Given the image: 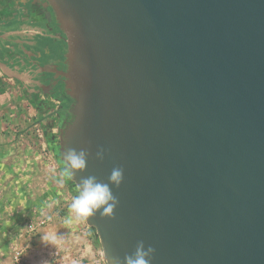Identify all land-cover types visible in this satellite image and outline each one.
Masks as SVG:
<instances>
[{
	"label": "water",
	"instance_id": "water-1",
	"mask_svg": "<svg viewBox=\"0 0 264 264\" xmlns=\"http://www.w3.org/2000/svg\"><path fill=\"white\" fill-rule=\"evenodd\" d=\"M45 2L68 42L60 155L90 153L77 179L124 170L115 218L87 220L105 260L143 241L152 264H264V0Z\"/></svg>",
	"mask_w": 264,
	"mask_h": 264
},
{
	"label": "crops",
	"instance_id": "crops-1",
	"mask_svg": "<svg viewBox=\"0 0 264 264\" xmlns=\"http://www.w3.org/2000/svg\"><path fill=\"white\" fill-rule=\"evenodd\" d=\"M67 49V36L45 3L0 0V151H7L0 152V200L6 212L0 218L8 224L45 208L51 192L76 193L75 184L57 182ZM41 152H54L55 165L43 161ZM67 228L79 264H106L85 221Z\"/></svg>",
	"mask_w": 264,
	"mask_h": 264
},
{
	"label": "clouds",
	"instance_id": "clouds-1",
	"mask_svg": "<svg viewBox=\"0 0 264 264\" xmlns=\"http://www.w3.org/2000/svg\"><path fill=\"white\" fill-rule=\"evenodd\" d=\"M90 153L86 149L65 147L62 156V170L57 181L63 185L67 181L75 183L76 195L73 196L69 205V217L65 224L71 226L74 223L87 221L89 218L99 214L101 217L114 219V213L119 206L118 198L113 194L112 188H119L124 179L122 167H114L107 177V181H101L94 175L80 176L86 170ZM105 150L99 149L95 158L103 161ZM50 207V205H49ZM63 235L41 234L40 242L44 245H52L55 248L62 242ZM155 249L152 246H145L143 241H138L134 251L126 254L121 260L117 255L106 257L108 264H152ZM43 264H48L47 261Z\"/></svg>",
	"mask_w": 264,
	"mask_h": 264
},
{
	"label": "rangeland",
	"instance_id": "rangeland-1",
	"mask_svg": "<svg viewBox=\"0 0 264 264\" xmlns=\"http://www.w3.org/2000/svg\"><path fill=\"white\" fill-rule=\"evenodd\" d=\"M0 152L7 151L4 149ZM70 182L71 181H67V183ZM66 193L69 194L68 191L64 194H58L57 192L54 194V192H51L52 197L46 200L45 208L41 207L39 210L31 211V214L27 215L26 217L20 214L18 218H16L17 220L15 223L8 224L6 221L3 222L2 218H0V264H15L13 261L14 251L19 247L26 246L31 249L30 255L32 254V264H40L39 259L46 255V251L52 247V245H44L40 242V235L45 233H57V235H63L61 246L66 251H69L70 257L68 259V264L72 259H76V255L74 256V253H71V251L75 249V241L72 242L73 246H71L69 237L72 235V233H70L68 230V225L65 224V220L70 215L69 205L73 197L70 195H65ZM0 204V213L3 212V217H6V212L4 210L5 207H3L2 200H0ZM39 215H45L48 217V224L44 229H40L36 236L29 237V233L26 229V221L31 216ZM82 223H84V221H82L81 224ZM85 223L93 232L94 240L100 247L101 253L104 256V251L95 227L88 224L87 221H85ZM10 231L11 233H9Z\"/></svg>",
	"mask_w": 264,
	"mask_h": 264
},
{
	"label": "built area",
	"instance_id": "built-area-1",
	"mask_svg": "<svg viewBox=\"0 0 264 264\" xmlns=\"http://www.w3.org/2000/svg\"><path fill=\"white\" fill-rule=\"evenodd\" d=\"M41 157L43 161H47L49 163H53L55 165L56 157L54 152H41ZM56 167V166H55ZM48 224V217L45 215L39 216H31L26 221V229L29 233V237H34L40 231V229H44ZM31 249L26 247H19L14 251L13 261L15 264H32L30 255ZM70 257L69 251H66L61 246V243L55 248L52 246L48 251H46V255L39 259V263L43 264V262L47 261L48 264H68V259ZM103 261L107 263L103 256ZM71 264H79L76 259L71 260Z\"/></svg>",
	"mask_w": 264,
	"mask_h": 264
},
{
	"label": "flooded vegetation",
	"instance_id": "flooded-vegetation-1",
	"mask_svg": "<svg viewBox=\"0 0 264 264\" xmlns=\"http://www.w3.org/2000/svg\"><path fill=\"white\" fill-rule=\"evenodd\" d=\"M40 1H41V3H46L45 0H40ZM48 10H50L52 12V9L50 7H48ZM63 101H65L64 103H66V101L69 102V99L63 97ZM71 103H73V101H70L69 104H71ZM61 105H62V107H61L60 112H59L60 125H62L65 122H68L72 119V115H70V114L66 115L65 114L67 106L66 105L64 106L63 103Z\"/></svg>",
	"mask_w": 264,
	"mask_h": 264
},
{
	"label": "trees",
	"instance_id": "trees-1",
	"mask_svg": "<svg viewBox=\"0 0 264 264\" xmlns=\"http://www.w3.org/2000/svg\"><path fill=\"white\" fill-rule=\"evenodd\" d=\"M63 97L64 98H68L69 99V101H73L66 93H65V90H63ZM65 105H67V104H65Z\"/></svg>",
	"mask_w": 264,
	"mask_h": 264
}]
</instances>
